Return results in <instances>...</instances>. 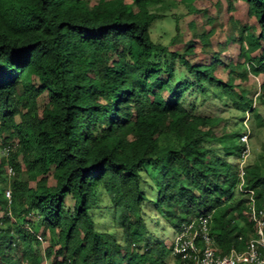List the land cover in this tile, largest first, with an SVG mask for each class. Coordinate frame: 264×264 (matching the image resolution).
Masks as SVG:
<instances>
[{
	"label": "trees",
	"instance_id": "trees-1",
	"mask_svg": "<svg viewBox=\"0 0 264 264\" xmlns=\"http://www.w3.org/2000/svg\"><path fill=\"white\" fill-rule=\"evenodd\" d=\"M190 1L164 44L161 0H0V264H185L152 203L173 228L211 215L223 255L256 237L264 153L242 180L241 139L264 128V0ZM106 198L113 233L95 226Z\"/></svg>",
	"mask_w": 264,
	"mask_h": 264
},
{
	"label": "rangeland",
	"instance_id": "rangeland-1",
	"mask_svg": "<svg viewBox=\"0 0 264 264\" xmlns=\"http://www.w3.org/2000/svg\"><path fill=\"white\" fill-rule=\"evenodd\" d=\"M204 6L203 3H193L190 0H161L160 4L154 5L151 7V11L156 13L159 16H163V18L155 24L153 29V37L156 41H160L161 43L168 44L171 38L175 34V28L172 21L168 19L170 17H183V23L190 19L189 14L193 9ZM245 5L239 4L237 8V13L240 19L243 21L245 16ZM219 21L221 18L218 16ZM202 31V29H200ZM208 110L211 113H220V109H217L213 103H209ZM261 113L264 117V109H261ZM224 117L232 119L235 117V114H222ZM244 129L247 131L245 135L250 136L248 138V146L247 149L249 151V155L245 156L241 161V166H244L247 163L255 160L261 152L264 153V128L259 131H254L253 126L246 119V122L243 123ZM244 136V135H243ZM151 177L147 174L143 175V185L145 189L147 188V196L149 200H156L159 186L161 183V171L157 169L152 172ZM148 184V185H146ZM148 186V187H147ZM10 189H6L5 194ZM109 199L106 198L104 200L103 208L96 210L94 214L95 226L98 231H109L110 233L114 232L113 226V214L110 209ZM146 210V224L152 232L155 233L156 237L163 241L166 249H172L177 236L181 231V227L173 228L168 225L167 221H165L162 216L156 212L153 203ZM120 235V239L123 240V235L121 231H118ZM42 248L46 246L44 241L42 240ZM173 260V259H172ZM171 260V264H173Z\"/></svg>",
	"mask_w": 264,
	"mask_h": 264
},
{
	"label": "built area",
	"instance_id": "built-area-1",
	"mask_svg": "<svg viewBox=\"0 0 264 264\" xmlns=\"http://www.w3.org/2000/svg\"><path fill=\"white\" fill-rule=\"evenodd\" d=\"M248 138V135H244L241 140L248 144ZM247 155H249L248 149L243 159ZM244 166H241L242 180L245 174ZM14 175L13 169H9V176ZM248 193L250 216L257 225V234L248 242L244 251L238 252L233 249L227 254H221L210 234L211 215H203L181 226V231L172 247L173 255L179 257L185 264H264V213L256 210L254 193L252 191ZM6 196L11 200V191H7ZM38 239L42 241L40 236Z\"/></svg>",
	"mask_w": 264,
	"mask_h": 264
}]
</instances>
